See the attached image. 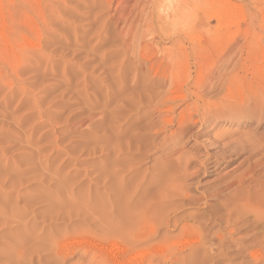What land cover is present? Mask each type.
I'll return each mask as SVG.
<instances>
[{"label":"rangeland","instance_id":"374dc122","mask_svg":"<svg viewBox=\"0 0 264 264\" xmlns=\"http://www.w3.org/2000/svg\"><path fill=\"white\" fill-rule=\"evenodd\" d=\"M107 3L0 0V264H264V22L244 69L213 78L199 40L169 73L126 43L135 0Z\"/></svg>","mask_w":264,"mask_h":264},{"label":"bare ground","instance_id":"6f19581e","mask_svg":"<svg viewBox=\"0 0 264 264\" xmlns=\"http://www.w3.org/2000/svg\"><path fill=\"white\" fill-rule=\"evenodd\" d=\"M107 1H108L107 4H112V2L114 0H107ZM143 1H145V0H135V3L136 4L134 3V5H136V7H137V10H139V12L142 13L141 16L143 18L141 17V20L143 21V23L142 22H140V23H142L143 26L141 27V29L139 28L140 27L139 25H138V28L136 26L132 25V24L129 27V25H130L129 22L133 21L132 20L134 18L133 15H131V16L128 15V16L125 17V21H124L125 26H123V29H125L127 31L126 32L127 34H126V37H125L126 43L128 42L130 45H133V48H136L137 51H134L133 50L134 51V56L138 54V47L140 46L139 47V51H140V49H143L144 51H150L153 54L154 57H159L160 60H158V61L160 62V64L159 63H157V64L159 66L162 65L163 70H166V72L168 70L169 73L183 72L185 68H188L189 56H191V54L194 52L195 47H196L195 46L196 45L195 43H197L199 40H203L204 42H208V44H209V46H207V45H205V46L204 45H197L199 48L204 47L206 49L207 47H209V50L211 52H213L217 56L216 61L213 63V66L210 68V70H212V73L211 74H213V78H216V76L223 77L226 74H229L230 75V73H233V72L235 73V71L237 72L238 70L244 69L246 66L244 65L243 55L244 54H247L248 52L251 51V49H253L255 47V42L254 41H256V40L259 39L258 29L260 28V24L262 22H264V0H248V4H246V2H245V4L247 6H243L242 5L243 3L241 5L240 4H236L232 0H174V2H170V0H168V1L167 0H149L148 1L149 2V5L146 6V7H143L144 9L143 8H140V7H142L141 4H142ZM116 5H117V1H116ZM246 7H248V8H246ZM244 9H245V11L246 10H249V11L248 12L246 11V13H245ZM132 11H134V10H132ZM133 14L135 15V13H133ZM233 16H236L237 17V20H238V17H239V21L240 20L243 21V23L245 24V28L243 30H241V28H237L235 31L231 32V30H230L231 29V24L235 21V20H233ZM211 18H214L215 21H216V24L213 27V29L211 28L210 22H209V19H211ZM118 19H119V17H118ZM133 22H135V20ZM227 31H230V33H227ZM124 33H125V31H124ZM153 34H154V36H153ZM124 36H125V34H124ZM148 36H152L151 38L149 37L151 39V41H149L150 40L149 38H148L149 40L146 38ZM155 38L158 39V41L159 42H162L163 44H165L166 42H168L169 45H167V46L166 45L160 46L159 45V42ZM195 41H197V42H195ZM191 42L192 43L195 42L194 43L195 45L194 46H193V44L191 45ZM197 53H199V52H197ZM143 55H145V54H143ZM148 57H146V58L143 57V58H145V59H151L149 55H148ZM210 57H208V58H210ZM200 58H203V57H200ZM135 60L138 61L137 59H135ZM145 61L147 62L148 60H145ZM198 62L201 63L202 61H198ZM148 67H149L148 69H150V66H148ZM151 70H152V68H151ZM165 75H167V74L165 73ZM167 76H170V75H167ZM159 78L160 79H158V80L156 79L157 81L155 80L156 81L155 83L158 84V85H165L166 83H167V85L168 84L169 85L172 84V80L169 79V78L160 77V76H159ZM143 79H144V77H143ZM217 82L215 81V84ZM142 89H145V88H142ZM162 92H159L158 91L159 94H156V93L154 94L155 96H158L156 98L158 100H160L161 102L167 98L166 95L164 93H162ZM148 94H150V93H148ZM139 98H140V96H139ZM151 98H152V96H151ZM153 99H154L153 101L156 100L154 97H153ZM170 99H172V98L170 97ZM159 116L162 119L164 117L161 114H159L158 117ZM197 118H198V116H197ZM188 120H190V119H188ZM166 122L167 123H171L170 120H167ZM149 123H150V121H149ZM180 131H181V128L179 129V132ZM175 132H176V130H175ZM242 141H243V139H242ZM236 147H237V145H236ZM229 153H231V152H229ZM176 157H178V156L176 155ZM177 160H178V158H177ZM173 180L174 179H168L167 182H169V184L171 183V185H172V182L171 181H173ZM167 188L168 187L166 186V189ZM163 189H165V188L162 187V190ZM172 189H171V191H176L175 189L174 190H172ZM178 189H179V187H177V190ZM181 191H183V189ZM208 194H210V193H208ZM187 197H188V195H187ZM162 198H164V196ZM260 198H262V197H260ZM263 198H264V194H263ZM261 200H262L261 203L260 204L257 203L258 206L255 204L257 207H255V206L254 207L258 209L257 210V213L259 215L257 214V216L259 217V220L260 221H263V220H261V219H263L261 217H264V200L263 199H261ZM159 201H161V200H159ZM190 201H191V199H190ZM146 209H147V207H146ZM85 211H86L85 213H87L88 210L86 209ZM90 213L92 214L91 211H90ZM184 213H185V211H184ZM141 214L143 215L144 213L141 212ZM229 214H232V213H229ZM140 215H137L138 216V219H139V216ZM258 217H257V219H258ZM132 219L134 220V218H132ZM178 219H179V217H178ZM152 220H154V217H152ZM159 220H161V219H159ZM119 221L120 220H118V222ZM144 221H146V220L141 219V220H139V222H136L135 224L132 225V229L130 228L131 229L130 231L131 232L135 231L134 236H137V237L138 236H142V235L148 234L149 231H151L147 227L148 225H151V224H147V226L145 227V224L148 223V221H146V222H144ZM126 222L127 223H130L129 220L126 221ZM174 222H172V223H174ZM114 225L117 227L116 224H114ZM124 225H126V223ZM124 225H120L119 224V228H121V229H122V227L124 228ZM127 225H129V224H127ZM158 225L156 224V227ZM108 226H110V224L109 225H107L106 223L105 224L104 223H100L99 224V228L101 229V232L99 234L101 235V237H103V238L104 237H112V236H116L117 233L120 234V229L119 228H116L115 226H110V228L107 229ZM92 227H93V229H97L98 228V227H96L94 225ZM155 232L156 231H154V233ZM151 233H152V231H151ZM123 234L125 235V233H123ZM149 235H151V234H149ZM129 239H128V241H129ZM106 240H107V238H106ZM262 241H263V239H262ZM56 244H57V242H56ZM259 244H261V243H259ZM1 255H2V253H1Z\"/></svg>","mask_w":264,"mask_h":264}]
</instances>
